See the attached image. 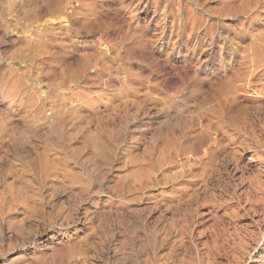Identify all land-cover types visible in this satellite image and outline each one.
Masks as SVG:
<instances>
[{"label":"rangeland","instance_id":"obj_1","mask_svg":"<svg viewBox=\"0 0 264 264\" xmlns=\"http://www.w3.org/2000/svg\"><path fill=\"white\" fill-rule=\"evenodd\" d=\"M0 264H264V0H0Z\"/></svg>","mask_w":264,"mask_h":264},{"label":"bare ground","instance_id":"obj_2","mask_svg":"<svg viewBox=\"0 0 264 264\" xmlns=\"http://www.w3.org/2000/svg\"><path fill=\"white\" fill-rule=\"evenodd\" d=\"M36 2H37V1H36ZM5 11H6V10H5ZM6 12H7V11H6ZM67 13H68V12H67ZM48 14H50V13H48ZM54 14H56V13H54ZM65 14H66V13H65ZM52 17H53V16H52ZM71 17H72V16H71ZM46 18H47V17H46ZM55 18H56V17H55ZM111 18H113V17H111ZM111 18H110V19H111ZM18 19H19V18H18ZM43 19H44V17H43ZM68 19H69V18H68ZM41 20H42V19H41ZM51 20H52V19H51ZM45 21H46V20H45ZM7 22H8V21H7ZM63 22H64V21H63ZM42 23H43V22H42ZM61 23H62V22H61ZM67 23H68V22H67ZM69 23H70V22H69ZM100 24H101V23H100ZM23 26H24V25H23ZM106 26H107V25H106ZM103 27H104V26H103ZM115 27H116V26H115ZM118 27L120 28V26H118ZM25 28H26V27H25ZM28 28H29V27H28ZM100 28H101V27H100ZM109 28H110V27H109ZM116 28H117V27H116ZM30 29H31V28H30ZM35 29H36V28H35ZM44 29H45V28H44ZM105 29H106V28H105ZM117 29H118V28H117ZM25 30H26V29H25ZM45 30H46V29H45ZM14 31H15V30H14ZM29 31H30V30H29ZM33 33H34V32H33ZM128 34H129V33H128ZM34 35H35V34H34ZM29 36H30V35H29ZM31 36H32V35H31ZM37 36H38V35H37ZM38 38H39V37H38ZM33 43H34V42H33ZM112 43H113V42H112ZM103 44H104V43H103ZM109 45H110V43H109ZM114 45H115V44H114ZM117 45H118V44H117ZM110 49H111V48H110ZM108 50H109V49H108ZM122 51H123V50H122ZM39 52H40V51H39ZM39 52H38V53H39ZM123 52H124V51H123ZM123 52H122V53H123ZM120 53H121V52H120ZM35 54H36V53H35ZM37 55H38V54H37ZM34 56H35V55H34ZM128 58H129V57H128ZM120 59H121V58H120ZM50 61H51V60H50ZM100 62H101V61H100ZM100 62H99V63H100ZM124 62H125V61H124ZM103 64H104V63H103ZM103 64H102V65H103ZM90 65H91V63H90ZM95 66H96V64H95ZM95 66H94V67H95ZM87 67H88V66H87ZM89 67H90V66H89ZM105 69H106V68H105ZM105 69H104V71H105ZM96 71H97V70H96ZM185 72H186V71H185ZM126 73H127V72H126ZM114 75H115V74H114ZM124 76H125V75H124ZM178 76H180V74H179ZM181 76H182V75H181ZM186 76H187V74H186ZM196 77H197V76H196ZM184 78H185V77H184ZM69 79H70V78H69ZM193 79H194V78H193ZM193 79H192V80H193ZM70 80H71V79H70ZM190 80H191V79H190ZM190 80H189V81H190ZM192 80H191V81H192ZM149 82H150V81H149ZM183 83H184V82H183ZM190 83H191V82H190ZM185 84H186V82H185ZM224 84H225V83H224ZM161 89H162V88H161ZM187 90H188V89H187ZM187 90H186V91H187ZM179 91H180V90H179ZM176 92H177V91H176ZM180 92H181V91H180ZM184 93H185V92H184ZM225 93H226V92H225ZM170 94H171V93H170ZM173 96H174V95H173ZM223 97H225V96H223ZM131 99H133V98H131ZM225 99H226V98H225ZM133 100H134V99H133ZM142 101H143V100H142ZM218 101H219V100H218ZM132 103H133V102H132ZM135 103H136V102H135ZM138 103H140V102H138ZM144 103H145V102H144ZM127 106H128V105H127ZM219 108H220V106H219ZM224 108H225V107H224ZM66 109H67V108H66ZM162 109H163V108H162ZM216 109H217V108H216ZM222 109H223V108H222ZM214 110H215V109H214ZM158 111H159V110H158ZM49 113H50V112H49ZM221 113H222V112H221ZM55 114H56V113H55ZM60 114H61V113H60ZM170 114L172 115V113H170ZM42 115H43V114H42ZM50 115H51V114H50ZM161 115H162V114H161ZM222 115H223V114H222ZM45 116H46V115H45ZM57 116H58V115H57ZM59 116H60V115H59ZM172 117H173V116H172ZM234 117H235V116H234ZM64 118H65V117H64ZM226 118H227V117H226ZM226 118H225V119H226ZM232 118H233V117H232ZM55 119H56V118H55ZM164 119H165V118H164ZM168 119H169V118H168ZM233 119H234V118H233ZM48 120H49V119H48ZM166 120H167V119H166ZM228 120H229V119H228ZM232 121H233V120H232ZM53 122H54V120H53ZM65 122H66V121H65ZM165 122H166V121H165ZM234 122H235V121H233V123H234ZM55 123H56V122H55ZM55 123H54V124H55ZM59 128H60V127H59ZM233 128H234V127H233ZM60 129H61V128H60ZM102 154H103V153H102ZM103 155H104V154H103ZM103 155H102V156H103Z\"/></svg>","mask_w":264,"mask_h":264}]
</instances>
